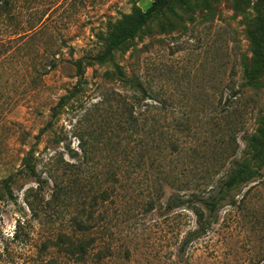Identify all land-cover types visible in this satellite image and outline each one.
<instances>
[{
	"label": "rangeland",
	"instance_id": "obj_1",
	"mask_svg": "<svg viewBox=\"0 0 264 264\" xmlns=\"http://www.w3.org/2000/svg\"><path fill=\"white\" fill-rule=\"evenodd\" d=\"M152 1L8 0L0 7V181L9 179L7 186L0 184V247L4 241L11 252L0 264H26L61 228L62 205L41 224L29 220L23 196L35 183L21 169L28 151L44 181L61 162L79 165L87 207L110 188L114 165L125 171L127 152L142 146L147 159L161 166V176L186 185V194L209 191L235 162L249 172L226 192L212 218L202 210L207 230L183 249L186 234L199 227L196 216L167 208L171 188L163 189L150 210L149 169L122 180L119 197L109 192L104 208L94 209L111 246L107 264L264 263V156L254 158L264 71L262 85L230 100L247 80L240 57L264 49L258 22L264 19V0L173 1L109 61H84L79 81L75 62L99 54L110 26L124 14L145 11ZM114 65L150 98L167 99L171 106L149 116L158 131L152 145L145 146L143 135L134 145L119 127L125 120L119 114L138 96L119 80ZM60 175L66 181L71 174L61 169ZM45 187L48 199L52 182ZM24 220L32 229L21 232L24 244H14L11 237Z\"/></svg>",
	"mask_w": 264,
	"mask_h": 264
},
{
	"label": "trees",
	"instance_id": "obj_2",
	"mask_svg": "<svg viewBox=\"0 0 264 264\" xmlns=\"http://www.w3.org/2000/svg\"><path fill=\"white\" fill-rule=\"evenodd\" d=\"M7 1L0 0V7ZM173 1L177 0H153L143 12L137 11L122 15L117 22L110 26L111 29L107 35L108 40L100 53L92 57H83L75 62L76 75L79 77V81L83 78L82 64L84 61L99 64L109 61L117 50L133 39L141 28ZM258 22L260 32L264 34V19ZM114 68L119 80L125 83L128 90L138 96L137 103L131 99L127 109L125 108L119 114L120 120L121 117H125L124 122L121 123L123 127H119L125 131V134L129 136L134 145L138 146L141 135L146 137H144L145 146L148 144L152 145L153 141H150V138L154 140L153 138L158 136L155 134L158 131L153 125L148 123L149 116L152 112L166 110L171 106H169L167 99L150 98L137 80L125 77L121 66L114 65ZM240 68L242 75L246 76L247 80L240 85L238 91L232 93L230 100L246 90H255L256 87L262 85L259 77L264 71V49L255 50L251 57L242 55L240 57ZM147 101L150 102L148 103ZM102 102L101 100L100 103ZM141 102H143L142 105L140 104ZM254 133H259L260 136V142L257 145L254 158L260 159L264 156V111L261 113ZM167 138L170 147L174 151L176 147L174 135ZM155 149L153 147V150ZM82 151L85 152L83 147ZM146 156L144 146L139 149H130V152H127L128 161H126L128 168L123 171L116 163L110 173V188L101 190V195L92 197L87 207H85L81 192L86 187L82 186V180L79 178V173H82L79 165L61 162L57 168H53L52 172H46L47 177L44 181L36 176L34 168L37 159L33 156L31 150L28 151L22 160L21 169L27 173L28 177L33 178L35 183V187L27 189L23 196V203L29 213V220L41 224L40 220L42 217H50L51 214H54V210H58L57 208L61 205L65 208L60 213L61 228L47 237L49 244L43 243L35 254L28 258L26 264H107L105 258H107L108 254H111V246H109L108 237H105V228L101 225V220L99 221L95 215L97 214L94 211L95 206L100 204L99 208H104L105 200L108 198L107 193L110 192V195L115 198L119 197L122 180L131 178L132 175L146 169H149L150 174L153 176V194L146 203L150 210H153L155 202L162 197L163 189L171 188L173 193L170 195L171 197L167 203L168 207H166L170 210L184 209L191 211L198 220L199 227L186 234L181 244L183 249L194 239L202 236L207 230L208 224L203 221L202 210H207L209 218H212L218 204L226 198V192L241 182L249 172L247 165L235 162V167L228 171L224 177L226 179L217 182L209 191L197 190L186 194L185 192L189 190L186 185L176 180L167 181L161 176V166L154 159H147ZM48 161L52 160L48 159ZM61 169L70 171L71 175L66 181L61 179ZM8 180L0 181V184L7 186ZM49 181L52 182V187L50 196L46 199L45 186H47ZM177 184L179 185L176 187ZM7 192H9V188ZM68 207H71V209ZM100 209L98 214L100 212L104 214ZM23 214L24 216L26 215L25 212ZM55 215L57 216V212ZM26 228H28L27 232L32 229L30 221L24 220L18 223L17 230L11 237L12 243L24 244L23 237L20 234ZM26 234L29 235V233ZM9 256H11V252L6 242L3 241L0 247V259H5V257Z\"/></svg>",
	"mask_w": 264,
	"mask_h": 264
}]
</instances>
